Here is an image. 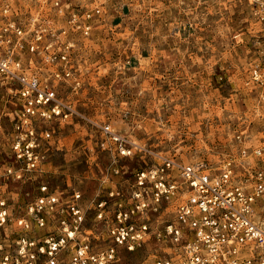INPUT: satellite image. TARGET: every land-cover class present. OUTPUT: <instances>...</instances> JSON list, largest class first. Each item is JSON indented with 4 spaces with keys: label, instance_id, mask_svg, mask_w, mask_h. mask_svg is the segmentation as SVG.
<instances>
[{
    "label": "built area",
    "instance_id": "obj_1",
    "mask_svg": "<svg viewBox=\"0 0 264 264\" xmlns=\"http://www.w3.org/2000/svg\"><path fill=\"white\" fill-rule=\"evenodd\" d=\"M251 15L258 28L246 84L264 99V0H251ZM101 17L100 6L72 0H0V99L14 104L0 173V264H114L121 250L150 242L144 264H264V227L255 218L264 143L250 148L241 133L238 156L214 165L182 162L109 122L96 124L113 184L86 198L48 182L59 125L82 117L62 92L80 87L78 37ZM8 181L35 190L14 205Z\"/></svg>",
    "mask_w": 264,
    "mask_h": 264
},
{
    "label": "rangeland",
    "instance_id": "obj_2",
    "mask_svg": "<svg viewBox=\"0 0 264 264\" xmlns=\"http://www.w3.org/2000/svg\"><path fill=\"white\" fill-rule=\"evenodd\" d=\"M72 1L100 6L102 17L88 36L78 37L80 87L62 92L82 117L58 127L57 149L45 165L50 184L79 189L86 198L113 184L111 158L98 147L96 124L104 122L185 163L216 165L237 157L236 133L250 148L264 143V99L246 84L258 28L251 0ZM13 108L11 98L0 99V173L9 161ZM34 190L8 181L5 194L17 205L20 195L29 199ZM255 218L264 227V195ZM152 248L150 242L133 252L121 250L114 264H144Z\"/></svg>",
    "mask_w": 264,
    "mask_h": 264
},
{
    "label": "bare ground",
    "instance_id": "obj_3",
    "mask_svg": "<svg viewBox=\"0 0 264 264\" xmlns=\"http://www.w3.org/2000/svg\"><path fill=\"white\" fill-rule=\"evenodd\" d=\"M194 161V160H193Z\"/></svg>",
    "mask_w": 264,
    "mask_h": 264
}]
</instances>
